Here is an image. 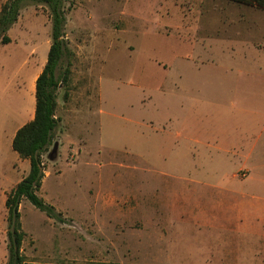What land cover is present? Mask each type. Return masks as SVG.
Instances as JSON below:
<instances>
[{
  "label": "rangeland",
  "instance_id": "1",
  "mask_svg": "<svg viewBox=\"0 0 264 264\" xmlns=\"http://www.w3.org/2000/svg\"><path fill=\"white\" fill-rule=\"evenodd\" d=\"M64 7L60 71L70 63V82L56 91L57 155L48 158L52 143L43 155L50 175L37 191L55 215L27 199L19 211L28 259L55 260L63 226L68 258L88 263L111 256L78 247L79 238L129 239L153 219L188 214L191 201L159 198L193 191L182 180L192 170L264 166L255 152L247 159L233 152L249 149L264 125V60L238 43L259 27L239 21L241 8L226 0H64ZM10 36L0 43V264L8 259L5 199L28 166L12 171L10 134L33 107V91L29 100L24 92L46 62L47 8H23ZM209 138L230 143L234 155L209 159ZM129 252L127 261L150 257Z\"/></svg>",
  "mask_w": 264,
  "mask_h": 264
},
{
  "label": "crops",
  "instance_id": "2",
  "mask_svg": "<svg viewBox=\"0 0 264 264\" xmlns=\"http://www.w3.org/2000/svg\"><path fill=\"white\" fill-rule=\"evenodd\" d=\"M4 1L0 0V5ZM235 4L241 8L239 21L244 24L252 23L259 27L260 32L254 39H239L238 43L245 47L247 52L253 49L256 60L262 61L264 60V9ZM19 20L20 15L7 32L10 39V32ZM179 24L189 26L182 21ZM41 70L37 72L31 85L26 83L24 93L29 100L33 91V107L31 110H26L25 106L27 120L13 129L10 134L11 144L16 130L34 116L35 81ZM154 128L161 130L160 126ZM162 128L164 130V126ZM175 132L177 135L180 134L178 130ZM233 152H241L240 156L244 159L251 157L255 152L256 158L264 162V125L259 128L249 149L246 148L244 152L238 147V150ZM230 153H232L230 143L221 138H209V159H224ZM27 162V169L23 170L16 181H12L11 188L29 171V160L20 158L17 153L14 156L11 164L14 172H17L20 166L24 167ZM161 174L167 176L172 173L162 171ZM48 175L50 172L44 170L41 188ZM182 180L188 182L185 184L187 188L193 185V191L183 195L175 191L171 194L164 191L159 201L167 204L172 200L177 204L182 199H187L186 201L194 204L188 214L163 216L157 221L153 219L151 229L148 226L143 235L130 233L129 239L120 237L122 233L79 238L78 247L92 246L95 250L100 249L95 251L96 255H108L112 260L90 259L88 263H79L76 259L68 258L69 248L63 247L66 242V231L62 230L63 226L57 233L59 241L57 246H52L55 260L28 259L23 248L26 235L22 242L23 254L28 262L49 264H264V166L261 164L254 169L244 165L233 168L209 166L208 169L192 170ZM168 186L165 185L163 188L168 189ZM50 220V224L53 223L54 220ZM141 248L150 256L149 258L140 262L127 261V256L131 257L129 251H132L133 257H136L141 252Z\"/></svg>",
  "mask_w": 264,
  "mask_h": 264
},
{
  "label": "trees",
  "instance_id": "3",
  "mask_svg": "<svg viewBox=\"0 0 264 264\" xmlns=\"http://www.w3.org/2000/svg\"><path fill=\"white\" fill-rule=\"evenodd\" d=\"M264 9V0H227ZM28 5H44L51 23V43L46 62L35 81V109L31 120L20 126L12 139V149L22 159L29 160V171L7 194V264H49L28 262L22 251L25 232L22 229L19 206L22 199L29 200L36 208L53 217L55 209L37 194L44 177L43 155L54 141L58 124L56 117V91L62 84L69 86L70 63L63 72L60 65L68 54L64 40L66 14L64 0H5L0 5V43L11 41L7 32L17 22L21 10ZM69 95L64 93V99Z\"/></svg>",
  "mask_w": 264,
  "mask_h": 264
},
{
  "label": "water",
  "instance_id": "4",
  "mask_svg": "<svg viewBox=\"0 0 264 264\" xmlns=\"http://www.w3.org/2000/svg\"><path fill=\"white\" fill-rule=\"evenodd\" d=\"M57 149H58V142L55 141V142L53 143L52 150H51V151L49 152V154H48V158H49V160H54V158H55L56 155H57Z\"/></svg>",
  "mask_w": 264,
  "mask_h": 264
}]
</instances>
